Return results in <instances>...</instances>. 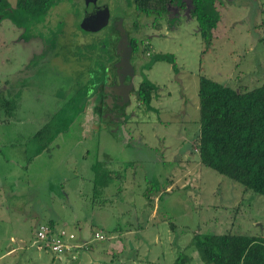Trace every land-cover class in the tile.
Returning a JSON list of instances; mask_svg holds the SVG:
<instances>
[{"label":"rangeland","instance_id":"1","mask_svg":"<svg viewBox=\"0 0 264 264\" xmlns=\"http://www.w3.org/2000/svg\"><path fill=\"white\" fill-rule=\"evenodd\" d=\"M15 1L6 0L11 7ZM101 1L112 21L123 17V30L134 35L132 15H121L115 0ZM181 3L167 8L160 29L144 30L148 47L139 53L144 62L135 64L132 82L136 86L145 79L157 90L150 109L129 96L124 123L129 144L122 132L119 137L97 129V118L91 119L94 104L86 103L66 132L34 157L40 141L32 136L88 75H100L101 64L88 58L87 46H74L76 40L68 52L56 53L63 60L69 52L68 59L82 53L87 62L82 67L46 63L49 55L39 64L32 59L51 45L46 29H56L58 22L65 27L60 42L74 39L79 0L49 9L40 32L34 29L37 35L26 44L22 29L0 20V161L25 158L22 169L0 164L3 206L9 210V225H0V231L14 234L13 240L0 239V264H171L178 253L187 264H203L191 245L195 235L264 238V197L201 165L195 149L200 76L232 89L264 84V0H216L219 21L207 47L189 16V0ZM127 6L132 9V1ZM115 34L109 26L86 34L87 43L103 37L114 43ZM155 55L172 56L173 62L157 61L148 68ZM7 99L15 101L11 111L3 107ZM94 165L111 175L107 187L96 191ZM50 220L52 234L73 237L71 249L60 255L34 243L36 230Z\"/></svg>","mask_w":264,"mask_h":264},{"label":"trees","instance_id":"2","mask_svg":"<svg viewBox=\"0 0 264 264\" xmlns=\"http://www.w3.org/2000/svg\"><path fill=\"white\" fill-rule=\"evenodd\" d=\"M59 1L62 0H16L11 7L6 0H0V20L7 19L14 27L23 28L21 36L28 40L34 25L43 22L48 10ZM215 1L190 0L189 16L194 20L196 31L205 47L210 44L212 31L219 21ZM173 4L183 6L179 0H133L138 13L152 15L154 20L162 14L164 16L167 7ZM108 45L104 43L106 51L113 48V42L110 48ZM131 47L134 49L133 44ZM112 53L113 50L108 51V54ZM163 60L172 63L173 57L155 55L151 57L148 68ZM107 61L110 62L111 57ZM108 68L106 63L101 64L100 75L93 76V82L98 87L103 84L104 71ZM92 86L90 82L81 85L32 136L35 141H40L34 156L43 152L58 134L66 132L83 111L87 98L94 92ZM156 90L157 86L143 79L136 91L137 101L145 109H150L149 104ZM197 99L198 132L195 149L199 163L239 185L244 192L250 191L264 197V84L252 89H232L200 76ZM125 105L126 101L119 106L122 108ZM14 106V100L3 102L5 111L13 110ZM91 168L93 191L107 187L110 173L101 166L94 165ZM53 225L51 220L46 225L50 234ZM191 245L198 251L203 264H264L263 237L228 233L195 235ZM187 263L188 258L178 253L171 264Z\"/></svg>","mask_w":264,"mask_h":264},{"label":"flooded vegetation","instance_id":"3","mask_svg":"<svg viewBox=\"0 0 264 264\" xmlns=\"http://www.w3.org/2000/svg\"><path fill=\"white\" fill-rule=\"evenodd\" d=\"M62 1L57 2L52 7H54L55 5H57L58 3L62 2ZM79 1H80L81 5L79 7V11L76 13V15L80 14L79 22H78L77 29H76V31H79V32H77L78 34L76 33V31L71 29V31H74L73 33H76V34H74V35H76L74 37V39L71 41V36H68L69 35V33H68L66 35V37L68 36L70 41L65 44V42L63 43V40H65V39H63L60 42V38L63 35L62 27L64 29H65V27H64V23L58 22V23H56V29H53V28L52 29H46V33H50L49 35H50L51 40H52L51 45L50 46L48 45L47 48H45L44 50H41L38 55L36 54L35 56H32V59H34L39 64V62L42 59H44L46 56L49 55L50 56L49 61H47L46 63H49L52 61H57L59 64L62 63L65 66L66 65H69V66L74 65L76 67H82L81 64L87 63V62H84L85 60H82V57H81L82 53L80 55L76 54L77 57H71L70 56V58L68 59V55L70 53L69 52L67 54L66 59H65V57L62 56L64 58V60L59 59L57 57L58 55L56 53L59 49H61L62 52H64L65 50L68 52L67 47L68 46H70V48L73 47V43L76 40L74 46H77V47L87 46L88 47L87 52H91V54L88 55V58L90 60H93V61L95 60V62H97L98 64H105L106 63V65H108L109 68H108V70L105 69V71H104L103 84L101 85V87H98L93 82V75H91V76L88 75V77L84 81L85 82L84 84H87V79H88V80H90V83H92V85L94 86V87L92 86L94 89V92L87 98V103H90V105L92 103L94 104L93 112L91 114V119L94 118L93 116H95L97 118V121H98V123L96 125L97 129H99V128H101V129L104 128L106 130L108 129V131L118 133L119 137H121V135L123 133V136L125 138V145H127V144H129V142L132 138L130 137L129 134H127L125 132V127H124L125 117L128 116V115H126L125 110L129 104V96L133 95L134 98L136 99V91H137L138 85L141 83V82H139L135 86L134 83L132 82V79L134 78V75H135V67H136L135 64L139 63L138 65H141L144 62L143 57L139 53L143 52L144 50H147V47H148L147 36L145 35L144 30H146L147 28L153 29L155 31L160 29L161 25H163L162 24L163 14L158 19L154 20V16H152V15L147 16L145 14L138 13L135 10V7L133 5V0H115L117 3H119L118 5H119V10H120L121 15H123L125 17L128 15H129V17H131V15H132V19L134 21V25H131V26H133V29H134V35L130 36L124 30L126 33L127 41L129 43V46H130L129 63H130V66H131L133 72H132L131 76L126 75L123 78V88L118 89V92H117L118 95H116V94H113L112 91L109 92L111 83H112L113 78H114V72H115L113 65L117 61V56L114 53V46H115V44L119 38L118 33L113 26L112 17L110 16L107 5L101 0H95L94 5L89 3L87 6L85 5V0H79ZM130 1H132V9H130V7L127 6V3H129ZM179 2L181 3V0H179ZM189 4H190V0H189ZM86 7L89 8L87 11H85ZM166 12H167V9H166ZM72 15H74V14L72 13ZM122 20H123V17H121V19H120L121 26L123 27V21ZM82 21L86 22L85 24H86V27L88 30H83L80 28ZM137 21H139V22L144 21L143 26L138 27V25H136ZM43 22H44V20H43ZM43 22L34 25V27L31 29L30 32H32L34 29H36L37 31L40 32V30H38V27H39L38 25H43ZM101 22L105 23L104 27L95 31L94 29ZM109 26L116 33L114 43H113V53L111 55L108 54V51L110 52L111 49L106 51L107 49L105 50L104 43L110 44V45H108V47L110 48V46L113 42L112 41L113 39H109V38L105 39V37H103L104 40H102V41L101 40H96V41L92 40V43L90 44V43H87V41H89V40H88L87 35H86V34L96 35L99 32H101L103 29L109 28ZM21 29H22V33H23L24 29L23 28H21ZM70 33H72V32H70ZM34 35H37V34L35 32H32V35L28 38V40L30 38H32ZM40 38L42 39V37H40ZM28 40L23 39V43L26 44V42ZM99 41H100V43L98 44ZM97 44H98V46H97ZM131 44L134 45V49H132ZM89 47H90V49H89ZM70 48H69V50H70ZM109 57H111L110 62L107 61L109 59ZM90 70H91V68H89L87 70V74L89 73ZM128 85L130 86V89L127 91L126 97L123 98L122 97L123 96V90L125 88H127ZM125 100H126V105L124 107L120 108L119 105ZM84 107H85V105H84ZM83 110H84V108H83ZM81 113H79L78 115H80ZM89 129H91L90 126H89ZM86 130L87 129H85V131Z\"/></svg>","mask_w":264,"mask_h":264},{"label":"water","instance_id":"4","mask_svg":"<svg viewBox=\"0 0 264 264\" xmlns=\"http://www.w3.org/2000/svg\"><path fill=\"white\" fill-rule=\"evenodd\" d=\"M95 0H85V5L87 6L89 3L94 5ZM89 8H85V11H87ZM86 22L82 21L80 28L83 30H88L86 27ZM94 24V23H93ZM105 23H100L96 26L94 29L99 30L101 27L104 26ZM113 26L116 29L118 33V41L116 42L114 46V53L117 56V61L114 63L113 67L115 69L114 72V78L110 86L109 92L112 91L113 94L118 95V89L123 88V78L128 75H132V68L129 63V56H130V46L127 41L126 33L122 29L121 22L119 19L113 20ZM130 89V86L128 85L127 88L123 90V98L126 97L127 91ZM126 101V100H125ZM123 101V102H125Z\"/></svg>","mask_w":264,"mask_h":264},{"label":"built area","instance_id":"5","mask_svg":"<svg viewBox=\"0 0 264 264\" xmlns=\"http://www.w3.org/2000/svg\"><path fill=\"white\" fill-rule=\"evenodd\" d=\"M95 238L99 240L102 239V237L97 234H95ZM34 239L35 244L43 243V246L52 253L60 255L71 249L68 242H70L73 237L71 235L66 236L63 232L59 234H50L47 228H39L35 232Z\"/></svg>","mask_w":264,"mask_h":264},{"label":"crops","instance_id":"6","mask_svg":"<svg viewBox=\"0 0 264 264\" xmlns=\"http://www.w3.org/2000/svg\"><path fill=\"white\" fill-rule=\"evenodd\" d=\"M36 149V148H35ZM35 151V150H34ZM26 153H24L23 151H22V154H21V156H24ZM34 154L35 153H32V156L34 157ZM35 156H37V155H35ZM10 158V157H9ZM16 158H17V156H16ZM21 158L22 157H20L19 159H14V157L12 156V158L10 159V161L8 160H3L2 162L0 161V164L1 163H9V164H11L12 166H15V168H17V169H22L23 167L22 166H20V164H22L23 162H25V158H23V160H21ZM26 161H29V160H27V158H26ZM19 164V165H18ZM13 171H15L14 169H13ZM3 196H4V192H3V190H1L0 189V225H1V227L2 226H6V225H9V224H6V221H8L7 219H6V214H9V210H7V209H4V206H3V202H4V199H3ZM0 235H1V237H0V239H3L4 240V236L5 235H8L9 237H8V240H13L14 239V234L13 233H4V232H1L0 231ZM3 235V236H2Z\"/></svg>","mask_w":264,"mask_h":264}]
</instances>
